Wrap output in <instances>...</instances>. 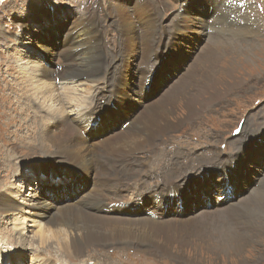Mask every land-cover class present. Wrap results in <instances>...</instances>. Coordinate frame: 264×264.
I'll return each mask as SVG.
<instances>
[{"label": "bare ground", "instance_id": "obj_1", "mask_svg": "<svg viewBox=\"0 0 264 264\" xmlns=\"http://www.w3.org/2000/svg\"><path fill=\"white\" fill-rule=\"evenodd\" d=\"M123 1L125 2V0ZM129 1V4L126 3L127 6L123 2L112 4L111 12L114 18L110 25L106 27L102 24L101 19L95 16V11L92 8L88 10L89 12L87 11L88 13L86 15L76 17L75 22L70 26H64V28L58 22L52 23L53 21H49L55 16V13L53 16L45 5L36 6L35 9L39 8L40 10L35 13L34 22L41 28H45L46 33H51L52 31L50 30H54V28L56 31L57 28L60 33V40H54L55 45L51 46L48 42V36L43 33L39 36L36 35L38 41H34L35 46L41 50L44 57L55 59L58 69L48 68L42 61L37 63L32 61L36 64L35 67L20 69H24V72L26 70V73L29 74L30 83H28L30 85H25L28 88V92L24 89L28 93L27 96L41 100V104L39 106L37 105L41 109V112L38 114V118L43 120L41 122L39 121L41 127H39L40 125L38 123L37 131L35 129L29 130V132L35 131V139H39V145L35 144L36 146L34 148L44 152L47 156H60L58 160L64 157L68 161L74 162L75 164L71 162L46 163L53 168L60 167L58 169H65L67 171L68 169H73L71 171L72 173H64L66 178L70 177V179H73L72 177L75 176L73 173H75L84 176L83 178L86 179L82 184H76L73 179L74 182L69 184L63 191L57 189L59 193H48L45 187L46 189L43 193L48 196V199H51L50 201L42 200L36 197L34 193H31L29 199L31 201L28 202L30 206H34V212L32 214L37 218V222H40L39 225L34 222L37 227L45 225L40 217L41 215L43 217L47 216L51 223L50 227H48L47 235L44 233L37 235L38 243L43 245V243H49L48 241L53 239L65 256L72 257L75 260L83 256L91 246L98 245L102 238L117 243L120 249L131 248L132 245H135L138 250L144 253L151 252L154 255L165 253L171 255L173 253L170 251V244H175L180 248L187 246L193 247L194 245H192L189 238L192 235L201 238L204 234L202 230H207L211 223L218 222L219 220L227 222L236 221L242 215V211L245 208L248 209L251 206L262 208L264 206V201H259L264 200V192L259 194L255 193L252 196L248 195L254 187L251 186L252 182L249 181V178H245L240 174L241 191L238 193V188L236 198H232L228 203L215 204L213 202L215 206L212 205L209 208H203V206L201 208L197 207L193 213L188 212L183 216L182 205L178 201L173 205L172 211L168 212L165 216L158 212L157 209L164 204V201L168 200V196L173 195L179 198L180 194L184 193L186 201L197 204V200L202 199V192L210 194L208 192L209 186L204 189L196 188L187 193L189 191V185L192 184V180L197 177L196 172L193 173L192 171L198 170L203 165L210 163L216 164L224 169L225 176L229 173L238 175L242 167H246L244 165L246 157L243 154L240 157L241 148L244 146V140L249 142L251 139L250 135H247L245 139H241V133L239 137L229 143L235 148L232 149L234 152L225 155L220 149L215 153L212 150L213 152L208 153L206 159L195 158V164L184 163V161H187L185 159L186 157L192 158V153L189 151L196 147L198 144L197 141L184 143L188 148L187 152L177 151L178 149L175 150L173 148H167L165 150L159 148V146L165 145V143L164 138L158 136L165 132L167 134V132H170L176 126V123L169 119L174 113L172 106L179 99H182L184 104L183 108L186 113L183 120H187L193 119L198 115L197 105L199 107H205L213 104V102L215 103V101L217 102L218 99L222 98L224 93L218 89L221 82L216 77V72L222 68L223 71L227 72L229 78L232 79V72L235 71L232 70V67L238 65V58H235V55H230V58H223L221 60L222 64H225L228 59H230L231 64L229 67L221 65L219 69H216L214 66L217 64L218 57L221 55L218 46L223 41L218 38L212 41L211 48L202 49L200 56L198 55L199 51L196 54L193 52L194 56L192 60L194 58L196 59L194 64L189 67L188 64L190 62L184 63L182 59L179 64L183 67L178 75L170 81L164 80L165 85H158L153 95L147 93L145 91L146 88L144 89V84L148 78L155 79L153 71H160L162 58L164 56H172L168 54L164 55L168 46L171 48L176 46L178 44L176 40L181 35L185 36L189 31H195L197 38L203 37L201 35V29L196 26L198 25V21L201 23L204 20L206 21L208 15L206 16V14L200 13L197 7L195 10L191 3V10L197 18L194 22L187 15L183 14L181 6H179L181 12H178L172 18L171 24L167 26V23H162L161 18L158 19V5L152 0H128L127 2ZM213 1L202 0L200 6L205 8V10L213 9ZM181 2L182 0L178 4L180 5ZM191 2H194V0H191ZM225 5L226 1L223 4L222 0V7L218 9V21L211 20L210 26L213 28V35L220 34L222 32L220 29L226 27L225 22L229 19L228 17L230 15V4L228 7H225ZM30 15H34V13H30ZM42 17H46L47 22H43ZM217 25L221 27H217ZM247 31V28L246 30L245 28L240 29L239 34H244L238 35L237 38L241 37V40L245 39ZM108 33H110L109 39L105 37ZM103 35H105L104 37L107 41L109 40L110 47L108 50L102 41L104 39ZM210 36L208 37L210 38ZM200 39L202 40V38ZM58 44L59 46L57 47ZM240 47L241 51L239 53L244 52V49H242L244 48L243 46H233L234 49ZM254 53V48L250 47L247 49V54L244 53L243 55L247 58L248 55H254ZM133 56H138V64L136 62L138 67L135 71L136 73L139 72L140 76L139 81L134 78L129 79L127 83H131L132 79L137 82L135 85L130 84L127 88L125 87L127 83L126 81H122L123 79L119 76V72L128 69L130 57ZM187 66L189 68L185 71ZM200 67L204 68V70L198 80L194 76L202 69ZM258 68L260 69V67ZM193 78L195 81L191 86V92L197 89L194 91L196 93L187 95L184 92L185 94H182L184 91L183 87L188 83L187 80L191 79L192 81L194 80ZM243 81L239 80L236 85L239 86ZM224 84L226 86V90L224 91L229 92L232 88L230 87L231 85L228 82ZM141 88L142 90L138 92V89ZM79 90H83V92L79 93ZM180 93L182 95L178 97ZM203 93H207V95L201 96ZM197 94L198 96H196ZM113 101H115L116 107H120L124 114L129 116L128 124L124 127L114 128V126H109V121H113L114 124H120V117L112 113V111L103 117V111L110 110ZM34 103L36 102L34 101ZM31 105L33 107V104ZM24 106L19 105V111L21 113L26 108H23ZM68 110H74L76 114L78 113L77 117H70L71 113ZM44 114L50 115V120L43 117L45 116ZM0 116H2V113ZM95 116L100 117L99 122L101 124L106 121V131L104 130L101 138L88 140L85 133L86 131L91 132L93 130L89 125L96 118ZM51 121L55 122L56 125ZM52 127L55 130L54 132L52 131ZM247 127L248 134L258 129L252 125H248ZM56 131L58 132L56 133ZM166 134L164 135L166 136ZM258 135L260 133L255 135V137L260 142L261 149L264 146V136L257 137ZM1 140L5 143L7 142L3 138ZM116 167L118 169L113 170ZM45 168L46 166L43 165L35 168L33 171L35 175H38ZM117 173L119 177H117ZM263 179L264 175L258 177V184ZM215 182L214 185L216 184ZM37 185V189L40 191L44 189L43 184L40 186V183H37ZM217 186L219 188L218 193H214L213 197L217 194L227 195L226 190L230 189L231 184L225 183L224 187H222L219 182ZM186 187H188V191H186ZM195 187H201V182ZM231 194L232 192L230 191L229 195ZM3 199L4 195L1 196L0 194L1 210L13 211L17 208L14 200L6 199L3 201ZM141 199L145 200L148 206H153L147 217H123L122 215L110 214L113 209L129 203V200L136 202V200ZM65 200H67L66 203ZM61 201H63L61 205H58ZM92 207L95 208V211L92 210ZM56 208L60 209H57L58 212L54 213ZM51 211L53 213L49 215ZM263 212L261 209L257 210L256 213L259 217L255 220L252 229L253 231L263 232L264 234ZM0 214L4 213L0 212ZM231 227H224L223 235H219L218 241L223 248L221 250L239 252L237 249L244 246L247 242L250 244L254 243L252 238L244 239L243 233H239L236 229L232 230ZM19 229L20 231L22 230L21 228ZM22 233L25 232L23 231ZM18 241H20L19 237ZM113 243L105 244L101 251L106 247H113ZM17 248L19 249L17 255L20 257L24 255L25 248L22 249L19 246ZM224 253L226 254L227 251ZM39 254L36 252L32 256V259L34 257L37 260L36 264H51L49 257L44 256L39 258ZM91 254L89 253L86 256L89 259H97L100 256L104 259L105 256L102 252H98L95 255L93 253ZM124 254L126 253L123 252ZM12 255L16 256V254L12 253L11 249L10 251L0 250V264H15V259L18 256L14 257ZM128 257V255H124L120 259V262L122 264H128ZM123 258H127V260H122ZM4 261L6 262L4 263Z\"/></svg>", "mask_w": 264, "mask_h": 264}, {"label": "rangeland", "instance_id": "obj_2", "mask_svg": "<svg viewBox=\"0 0 264 264\" xmlns=\"http://www.w3.org/2000/svg\"><path fill=\"white\" fill-rule=\"evenodd\" d=\"M127 1L128 0H125V2L123 0H0V102H2L0 103V114L2 113V116H0V194L1 196L4 195L3 201L6 199L14 200L17 207L13 211H3L0 209V212L4 213L0 214V250L10 251L11 249L12 253L18 256L17 253H19V249L17 247L19 246L22 249L25 248L24 255H21V257L12 255L16 257L15 264H36L37 260L34 257L32 259V256L36 252L40 253L38 256L39 258L44 256L49 257L51 264H85L87 261L88 262L86 264H122L120 259L124 255L129 256L128 264H264V234L263 232L253 231L252 229L253 224H255V220H257V217H259L256 213L257 210L261 209L264 211V206L262 208L252 206L248 209L245 208L244 211H242V215L236 221L227 222L224 220H219L218 222L211 223L207 230H202L204 234L201 238L197 237L196 235H192L191 238H189L192 242V245H194L193 247L187 246L180 248L175 244H170L169 248L173 253L171 254L172 256L165 253L158 255H154L151 252L144 253L143 251L138 250L137 246L135 245H132L131 248L120 249L118 248L117 243H113V241L102 238L98 245L91 246L83 256L75 260L72 257L65 256L63 252H61L57 247L53 239L49 240V243H43V245L38 243L39 240L37 235H39V233H44L47 235V230L49 229L48 227H50L51 223L47 216L43 217L40 214V217L45 225H40V227H37L40 222H37V218L32 214L34 212V206L32 207L28 204V202L31 201L29 200L31 193H34L36 197L41 198L42 200L45 199L50 201L51 199H48V196L44 195L43 193L45 192L46 188L48 190L46 191L52 194L53 192H57V189L63 191L68 187L69 184H72L74 180L76 184H82V182H85L86 179L83 178L84 176H80L75 173H73L75 176L72 177L74 180L70 179V177L66 178L64 173H72L71 171H73V169H68L67 171L65 169H58L60 167H50L48 164H53L55 162H74L68 161L64 157L58 160L60 156H47L44 154V152L38 151V149L34 148L36 145H39V139H35L36 133L34 132L37 131L36 129L38 127V123L40 125L39 127H41L40 122L43 121L42 119L38 118V114L41 112V109L37 107V105L39 106V104H41V100L27 96L28 93H26L25 90L28 92V88L25 85H30L29 74L26 73V70L25 72L23 70L25 68L30 69L35 67V63L39 61H42V63H44V65H46L48 68H56L57 61L50 57H44V54L41 52V50L35 46V42L38 41L37 36L43 33L48 36V42L51 44V46L55 45L54 40H60V33L57 28L56 31L54 28V30H50L52 31L51 33H46L45 28H41L34 22L35 13L40 10L39 8L35 9V7L45 5L53 14V16L55 13V16L49 21H53L52 23L58 22L59 25L63 27L70 26L73 22H75L76 17L86 15L89 12L88 10L92 8L95 11V16L101 19L102 24L106 27L107 25H110L114 18L113 13L111 12V8L113 6L112 4L123 2V4L127 6V4L130 3V1ZM152 1L158 5V19L161 18L162 23H167V26L171 24L172 18L181 11H183V14L187 15L190 20L195 22V19L197 18L195 17L194 12L191 10V3L195 10L197 7L198 11H200V13L202 12L204 15L206 14V16L208 15V18L206 20L207 22L205 20L203 23L198 21V25L196 26L197 28L201 29L202 34H200L203 37L200 38H202L204 42L200 38H197L195 35L197 33L195 31H189L185 36L181 35L180 38L176 40V43H178L176 46L173 48L168 46L164 55L168 54L172 56H164L162 58V66L160 71H153V75L155 74L156 80L154 78H152L154 80L148 78L145 83L146 85L144 84V89L146 88L145 91L147 93L153 95L158 85H165L164 80L170 81L172 78L178 75L181 68L183 67L181 64H179L182 59L184 63L190 62L188 64L189 67L194 64L196 61L195 58L192 60L194 54L198 53L199 51L198 55L200 56V51L205 48H211L212 41L217 40L218 38L219 40L223 41L218 46V49L221 51V55L218 57L217 64L214 67L216 69H219L221 65L229 67L231 64L230 59H228L225 64H222L221 60L223 58H230V55H235L234 57L238 58V65L232 67V70H235L232 72V79L229 78L227 72L223 71L222 68L216 72L219 74H216V77L221 82L218 89L220 91L222 90L224 93L222 98L218 99L217 102L215 101V103L213 102V104L207 105L205 107H199L197 105L196 108H198V115L193 119L187 120H183L186 113L183 108L184 104L182 99H179L176 104L172 106L174 108V113L169 117V119L170 121L176 123V126L173 128V130L167 132V134L165 132L164 134H166V136L164 134L158 136L160 138H164L165 143V145H161L159 148L164 150L167 148H173L175 150L178 149L177 151L187 152L188 148L186 145H184V143L188 141H197L198 144L196 147L189 151L192 153V158L186 157L185 159L187 161H184V163L195 164V158L199 157L200 159H206L208 153L213 151L215 153L219 149L222 151V153H225V155L234 152L232 150L234 147L229 143H231V141L235 138L239 137L241 133V139H245L247 135H250L251 139L249 142L244 140V146L241 148L240 157H242V154L244 157H246L244 164L246 167H242L238 175H235V173H233V175L232 173H229L225 176L224 169L217 166L216 164L210 163L203 165L198 170L192 171L193 173L196 172L197 177L192 180V184L189 185V191L188 187H186V191L189 193L196 188L204 189L209 186L208 192H210L211 195L202 192V199L197 200L198 203L195 204L186 201L184 193H181L179 198L175 196L164 201V204L162 205L163 209L159 210L158 212L165 216L168 214V212L172 211L173 205L178 201L181 202L182 206H180L183 216H185L188 212L193 213L197 207L201 208V206H203V208H209L212 205L215 206L219 198H216L218 194L214 197L213 194L218 193L219 188L217 185L219 182L222 187H224L225 183L231 184V189L229 191H231L232 194L229 196H224L221 194L220 196H224V198L222 200H218L219 203H228L232 198H236L238 188V193L241 191L240 174L245 178H249V181L252 182L251 186L254 187V189L251 190L250 194L248 195L252 196L255 193L259 194L264 192V179L259 184L257 181L258 177L264 175V146L260 149V142L255 137V135L258 133H260V135L257 137L264 136V0H223V4H225L226 1L225 7H228L230 4L229 19L225 22L226 27H222L223 29H220L222 30V34L217 33L214 35L212 31L213 28L210 26V21L212 16H214L212 18L213 20L218 21V9L222 7V0H214L217 3L213 1V9L210 8L207 10L200 6L202 0H194V2H191V0H182L180 5L178 4L180 0ZM179 6H181V11ZM30 13H34V15H30ZM42 20L43 22H47L46 17H42ZM217 27L221 26L217 25ZM244 28L245 30L247 28L248 31L246 32V38L241 40L242 38H237V36L244 34H239L240 29ZM110 31H112V29H110ZM104 36L105 35H103L104 39L102 38V41L105 44V48L108 50L110 43L109 40L107 41L105 39V37L109 39L110 33H108L105 37ZM208 36H210V38ZM166 40L164 41L166 42ZM239 45L244 47L242 48L244 49V52L239 53L241 51V47L238 49L233 48V46ZM26 46L28 47L26 48ZM58 46L59 44L57 47ZM250 47L254 48L255 53L254 55H248L247 58H245L243 54H247V49ZM138 56L130 57V65L128 69L119 72V76L123 79V82L126 81L127 83V81L131 78L138 79L139 81V72L136 73L135 71L138 67ZM188 66L186 67L185 71L189 68ZM258 67H260V69ZM21 68L24 69L20 70ZM201 68L202 67H200V69ZM203 70L204 68L198 71L194 78L199 80L200 74L203 73ZM195 79L192 81L191 79L187 80L188 83L183 87L184 91L182 94H185L184 92H186L187 95L196 93L194 91L197 89L191 92V86L193 85ZM239 80L244 81L243 83H240L239 86H237L236 84H238ZM4 81L5 83H3ZM136 82L132 79L131 83H127L125 87L128 88L130 84L135 85ZM225 82H228L231 85L230 87H232L229 92L224 91L226 90V86L224 84ZM138 90V92H140L142 88ZM79 91V93L83 92V90ZM182 94L180 93L178 97H180ZM203 95H207V93H203L201 96ZM196 96H198V94ZM34 101L36 103H34ZM30 103L33 104V107ZM19 105H25L23 107H26L24 110L25 113H21L19 111ZM54 108L56 107L54 106ZM74 110L76 111V109ZM74 110H68V112L71 113L70 117H77L78 113L76 114ZM111 111L120 117L121 125H118L117 123L114 124L113 121H109V126H114V128L126 126L129 116L125 115L120 107L118 108L115 106V101H113V105L110 110L103 111V117H105V115L109 114ZM44 115L45 116L43 117L50 120V115ZM99 120L100 117L97 116L95 118V121L98 123L97 126L92 127L93 130L91 132L86 131L85 135L88 140L101 138L104 134V130L106 131V121L102 122L101 124ZM51 122L55 124V122ZM259 124H261L260 127H258ZM248 125L256 126L258 129L253 132L250 130L251 133L248 134ZM32 129H35V131L29 132V130ZM52 131H55L53 130V127ZM57 132L58 131H56V133ZM2 138L4 140L6 139L8 143L3 142L1 140ZM43 165L46 166L42 172L43 174L38 173V175H35L33 170ZM113 167H115V165H113ZM117 169L118 168L116 167L113 170ZM220 176L222 177L220 178ZM117 177H119L118 173ZM210 181L212 182L210 183ZM214 181H216L215 185ZM197 182H201V187H195L199 184H197ZM37 183H40V186L43 184L44 189L41 191L37 189ZM144 201L145 200H137V202H134L129 200V203L126 204L127 206L125 205L120 209H116L121 210L122 212H116V210H113L110 212V214L117 216L122 215L123 217H147L149 212H144L146 209ZM259 201L262 202L264 200ZM62 202L63 201L59 202L58 205H61ZM66 202L67 200H65V203ZM51 203L57 204L55 202ZM57 209L60 208H56L54 213L58 212ZM92 210L95 211V208L92 207ZM51 213L53 212L51 211L49 215ZM16 218L18 219L16 220ZM34 222L37 223V225ZM231 224L233 225L232 227ZM223 226L225 228L226 226H229L232 230L236 229L239 233H243L244 239L252 238L254 243L250 244L246 241L247 243L244 246L237 249L239 252L225 250L227 251L225 254V251L221 250L223 249L220 245L221 243L218 241L219 235H223ZM19 228L22 230L20 231ZM23 231L25 233H22ZM18 237L20 241L17 242ZM110 242L113 243V247H106L101 251L102 247ZM98 252L104 253V259L102 256L97 257V259H89V257L86 256L89 253H93V255H95ZM123 252L126 254L123 255ZM122 260H127V258H123ZM5 262L6 261H4V263Z\"/></svg>", "mask_w": 264, "mask_h": 264}]
</instances>
